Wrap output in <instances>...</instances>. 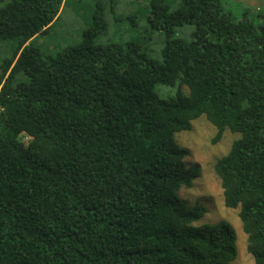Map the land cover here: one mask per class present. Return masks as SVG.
Returning <instances> with one entry per match:
<instances>
[{"label":"trees","instance_id":"1","mask_svg":"<svg viewBox=\"0 0 264 264\" xmlns=\"http://www.w3.org/2000/svg\"><path fill=\"white\" fill-rule=\"evenodd\" d=\"M176 1H150L162 61L95 43L114 0H98L80 42L55 55L34 41L64 0L0 6V42L16 44L0 57V264L232 263L233 227L199 226L207 209L179 197L200 168L176 135L201 117L213 144L237 135L213 170L264 264V13L254 23L220 0ZM185 26L189 41L176 35ZM156 86L177 92L161 99Z\"/></svg>","mask_w":264,"mask_h":264},{"label":"rangeland","instance_id":"2","mask_svg":"<svg viewBox=\"0 0 264 264\" xmlns=\"http://www.w3.org/2000/svg\"><path fill=\"white\" fill-rule=\"evenodd\" d=\"M98 0H64L59 20L45 35L35 41L44 53L55 55L65 47L74 45L82 39L83 32L92 24V16ZM151 0H114V11L106 15L108 30L104 35L96 37L95 43H134L145 52L149 58L162 61L161 52L164 47L165 36L161 30L152 28L148 21ZM225 11L239 18L245 12L249 19L257 23V17L264 13V0H220ZM7 0L0 2L4 5ZM171 9L177 6L176 0H165ZM191 26L177 30L176 35L189 41ZM14 41L0 42V57H5L15 47ZM161 99L175 96L177 86L173 88L156 86L154 89ZM215 135L213 127L204 117L192 123L190 131L176 135L178 145L187 151L185 162L190 166L200 168V176L192 188L181 189L179 197L188 205L200 204L207 209V213L198 224L228 222L236 234V258L230 264H254L247 252L246 235L244 234L237 210L224 207L222 190L213 166L216 160L225 155L237 135L226 131L221 140L213 144ZM24 142L27 139L24 138Z\"/></svg>","mask_w":264,"mask_h":264},{"label":"built area","instance_id":"3","mask_svg":"<svg viewBox=\"0 0 264 264\" xmlns=\"http://www.w3.org/2000/svg\"><path fill=\"white\" fill-rule=\"evenodd\" d=\"M25 139H27V138H25Z\"/></svg>","mask_w":264,"mask_h":264}]
</instances>
